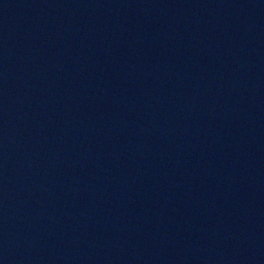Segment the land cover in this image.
<instances>
[{
	"label": "water",
	"instance_id": "water-1",
	"mask_svg": "<svg viewBox=\"0 0 264 264\" xmlns=\"http://www.w3.org/2000/svg\"><path fill=\"white\" fill-rule=\"evenodd\" d=\"M0 264H264V0H0Z\"/></svg>",
	"mask_w": 264,
	"mask_h": 264
}]
</instances>
